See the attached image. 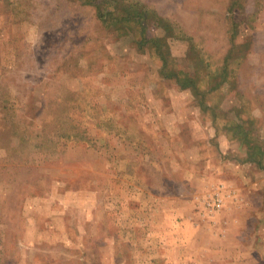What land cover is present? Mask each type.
<instances>
[{
  "label": "rangeland",
  "instance_id": "374dc122",
  "mask_svg": "<svg viewBox=\"0 0 264 264\" xmlns=\"http://www.w3.org/2000/svg\"><path fill=\"white\" fill-rule=\"evenodd\" d=\"M0 264H264V0H0Z\"/></svg>",
  "mask_w": 264,
  "mask_h": 264
},
{
  "label": "trees",
  "instance_id": "16d2710c",
  "mask_svg": "<svg viewBox=\"0 0 264 264\" xmlns=\"http://www.w3.org/2000/svg\"><path fill=\"white\" fill-rule=\"evenodd\" d=\"M186 76H187V78H186L187 83L186 84L190 85L189 83L192 84V83L196 82V80H194V78L190 77L191 76L190 74H187ZM249 134H250L249 132L245 133L246 136H248Z\"/></svg>",
  "mask_w": 264,
  "mask_h": 264
}]
</instances>
